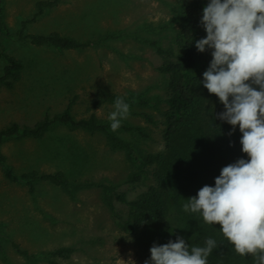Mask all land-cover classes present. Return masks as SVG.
<instances>
[{
  "label": "rangeland",
  "instance_id": "obj_1",
  "mask_svg": "<svg viewBox=\"0 0 264 264\" xmlns=\"http://www.w3.org/2000/svg\"><path fill=\"white\" fill-rule=\"evenodd\" d=\"M38 1L42 0H0V18L9 31L0 41L5 52L23 65L12 88L0 84V130L12 123L31 126L45 115L61 112L70 99L73 115L82 118L98 93L139 95L151 99V104L131 106L122 124L140 127L145 136L121 129L114 133L143 152H163L166 84L157 70L163 59L153 43L162 48L175 43L179 24L172 7L177 0H58L24 27L27 34L57 32L80 42L112 35L77 50L39 47L18 39L22 21L33 17ZM3 65L0 59V74ZM112 111L102 106L94 113L100 121L110 122ZM0 152L17 176L60 171L72 186L66 189L39 179L29 194L23 182L6 178L0 166V264H125L130 256L135 264H144L154 243L176 241L180 219L189 215L182 208L188 197L180 195L158 227L146 233L124 232L105 193L88 183L118 184V191L132 199L150 179L125 184L135 165L124 150L110 147L101 132L56 125L39 140L5 139ZM112 204L117 213L124 212L125 206L114 196ZM202 222L194 213L192 223ZM58 248L71 251L67 256L49 255Z\"/></svg>",
  "mask_w": 264,
  "mask_h": 264
},
{
  "label": "trees",
  "instance_id": "obj_2",
  "mask_svg": "<svg viewBox=\"0 0 264 264\" xmlns=\"http://www.w3.org/2000/svg\"><path fill=\"white\" fill-rule=\"evenodd\" d=\"M58 0H42L36 4L37 11L29 20L22 21L16 35L18 39H26L34 46L54 47L58 50L82 49L90 45H98L101 41L111 38L107 34L95 41L80 42L70 36L57 32L47 34H27L24 27L32 22L46 8L57 4ZM209 0H177L172 10L179 24L175 35V43L162 48L153 43L155 51L162 57L157 70L165 77L167 109L164 111V129L162 132L164 151L161 153L143 152L134 147L133 143L118 137L110 130V122H102L94 113L100 107L110 106L114 110L117 97H123L130 107L149 105L151 99L139 95L121 96L113 92H101L89 101L86 117L75 118L72 113L73 99L58 113L45 115L33 125L12 123L0 130V144L9 138L42 139L56 125H65L71 130H83L90 133L101 132L112 148L122 149L135 165L124 180L129 186H135L150 179L145 189L134 198L127 199L123 191H118V184L101 181L88 183L98 186L104 193L111 214L117 219L120 228L129 234L146 233L161 225L169 215V205L176 203L180 195L190 198L194 188L204 185L214 186V179L220 170L234 163L239 158L248 159L242 153L239 143L241 133L238 126L229 135L232 126L217 118L224 111L223 105L214 94L203 87L202 73L211 61V50L201 53L195 48L196 40L204 38L206 32L200 24L202 9ZM1 17V16H0ZM9 36V31L0 18V38ZM0 59L4 61L0 74V84L12 88L21 78L23 65L5 52L0 41ZM126 132L136 131L141 136L145 133L140 127L122 124L119 128ZM0 166L6 178L21 181L27 186L29 194L34 192L37 180L45 179L54 185L71 189L72 186L62 172L38 174L35 171L13 173L0 152ZM183 193V194H182ZM112 196L125 206L124 212L117 213L112 204ZM180 219L179 236L193 246H205L208 238L217 241L218 247L208 257V264H254L251 256L241 257L233 246L220 233V225L207 226L193 224L194 213ZM186 214V215H187ZM71 249L58 248L50 251L52 256H67Z\"/></svg>",
  "mask_w": 264,
  "mask_h": 264
},
{
  "label": "clouds",
  "instance_id": "obj_3",
  "mask_svg": "<svg viewBox=\"0 0 264 264\" xmlns=\"http://www.w3.org/2000/svg\"><path fill=\"white\" fill-rule=\"evenodd\" d=\"M200 24L206 36L196 40L195 48L211 50L212 58L199 83L223 105L217 118L232 126L229 135L238 126L248 159L224 166L214 186L201 187L182 208L209 226L219 224L238 255L264 264V0H209ZM129 115V103L117 97L108 116L110 130H119ZM217 247L208 238L205 246L189 248L177 236L175 242L154 243L144 264H208ZM124 262L135 264L131 256Z\"/></svg>",
  "mask_w": 264,
  "mask_h": 264
}]
</instances>
